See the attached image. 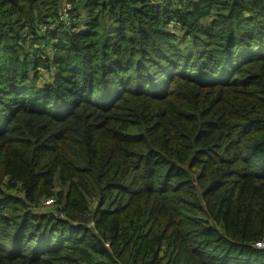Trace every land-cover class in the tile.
<instances>
[{
	"label": "trees",
	"instance_id": "16d2710c",
	"mask_svg": "<svg viewBox=\"0 0 264 264\" xmlns=\"http://www.w3.org/2000/svg\"><path fill=\"white\" fill-rule=\"evenodd\" d=\"M69 2L0 0V264H264V0Z\"/></svg>",
	"mask_w": 264,
	"mask_h": 264
},
{
	"label": "built area",
	"instance_id": "2783aa9c",
	"mask_svg": "<svg viewBox=\"0 0 264 264\" xmlns=\"http://www.w3.org/2000/svg\"><path fill=\"white\" fill-rule=\"evenodd\" d=\"M61 5H62V17L64 19H66L68 21V23L70 24V17H71V13H72V10H73V6L72 4L69 2V0H61ZM52 28L54 26H51ZM47 26H44V29H46ZM54 198H49L47 200H45L43 202L44 205H52L54 203ZM256 246L259 247V248H264V240H260V241H257L256 243Z\"/></svg>",
	"mask_w": 264,
	"mask_h": 264
},
{
	"label": "rangeland",
	"instance_id": "374dc122",
	"mask_svg": "<svg viewBox=\"0 0 264 264\" xmlns=\"http://www.w3.org/2000/svg\"><path fill=\"white\" fill-rule=\"evenodd\" d=\"M169 28H170L171 30H174L175 32L179 33V35L183 34V31H180L179 28L177 29L176 26H175L174 24H173V25L170 24V25H169ZM51 208H52V207H50V206H41V207H39L38 209H39L40 211H43V212H49V211H51Z\"/></svg>",
	"mask_w": 264,
	"mask_h": 264
},
{
	"label": "water",
	"instance_id": "95a60500",
	"mask_svg": "<svg viewBox=\"0 0 264 264\" xmlns=\"http://www.w3.org/2000/svg\"><path fill=\"white\" fill-rule=\"evenodd\" d=\"M198 192H199V197L201 198V200H203V197H202V190L201 188L198 187Z\"/></svg>",
	"mask_w": 264,
	"mask_h": 264
}]
</instances>
